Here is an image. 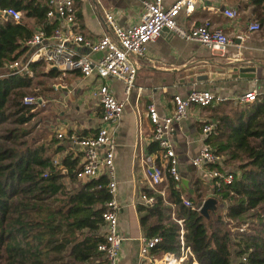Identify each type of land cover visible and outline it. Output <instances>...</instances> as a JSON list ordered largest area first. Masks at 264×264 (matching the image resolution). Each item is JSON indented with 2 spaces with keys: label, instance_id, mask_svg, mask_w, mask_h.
Returning a JSON list of instances; mask_svg holds the SVG:
<instances>
[{
  "label": "trees",
  "instance_id": "1",
  "mask_svg": "<svg viewBox=\"0 0 264 264\" xmlns=\"http://www.w3.org/2000/svg\"><path fill=\"white\" fill-rule=\"evenodd\" d=\"M252 1L256 7L264 3ZM8 6L36 15L46 34L55 25L46 18L47 6L36 10L33 0H0L2 9ZM31 35L22 21L0 24V69L28 49L25 40ZM44 65L42 60L30 62L33 75L18 69L0 71V264H99L102 212L110 198L106 176L81 180L78 157L65 155L58 167L45 143L26 137L29 130L3 127L5 122L21 125L36 114L35 104L23 103V95L42 83L40 76L60 72L45 70ZM224 116L215 120L217 132L205 138L217 152L227 154L228 161L239 160L232 180L211 190L218 203L226 202L223 211H209L208 218L199 213L207 196L200 177L194 180V195L169 178L165 196L155 194L153 206L137 204L145 236L161 237L154 249L159 255L179 254L181 226L176 220L181 219L185 245L197 264H264V100L254 104L245 120L224 127ZM252 126L256 129L250 130ZM147 148L155 151L158 145L150 142ZM182 194H188L192 207L186 206ZM247 218L249 227L239 230Z\"/></svg>",
  "mask_w": 264,
  "mask_h": 264
},
{
  "label": "crops",
  "instance_id": "2",
  "mask_svg": "<svg viewBox=\"0 0 264 264\" xmlns=\"http://www.w3.org/2000/svg\"><path fill=\"white\" fill-rule=\"evenodd\" d=\"M143 1L74 0L76 21L73 31L94 39L109 31L110 27L105 19L106 11L113 12L122 25L133 24L139 20L144 9ZM173 1L164 0L166 4ZM33 6L36 10L46 7L47 0H33ZM224 8H236L237 16L228 17L223 12ZM19 10L22 13L19 21L25 23L32 33L44 32L36 15H26L24 10ZM46 18L55 24L49 34L44 32L46 35H50L57 26L65 28L64 20L59 16L46 15ZM10 19L12 18L0 7V24ZM204 19H208L213 26L221 27L230 37V43L211 49L199 41L185 39L168 30H162L156 38L147 43L146 54L139 57L135 85L125 102L121 117L116 122L114 165L116 199L119 204L118 230L124 237L118 264L139 263L140 238L145 236L139 223L140 213L137 211L140 193L145 191L160 194L155 190L157 189L163 191L160 195L164 197L169 181V178L165 177L160 184L151 186L147 178V166L152 162L161 161V151L158 148L148 151L147 148L152 141L146 105L152 102L160 113L167 112L172 107L173 93L186 94L191 89L209 88L225 97L224 100L208 106L191 105L189 114L176 124L175 131L171 134L181 178L186 177L188 185L192 188L197 177L203 178L207 196H212V185L204 177L203 169L191 163V157L207 142L201 125L212 119H220L219 115L226 117L227 123L225 120L222 122L224 127L229 122L232 125L245 120L252 113L254 104L264 100V3L256 7L252 0H197L191 14L186 15L180 11L177 15L178 23L185 28H190ZM254 20L260 23V27L251 30L248 24ZM71 44L91 57L100 55V52L90 51L76 42ZM29 51L31 48L28 47L18 59L22 60ZM45 65V70L56 68L46 63ZM242 66H254V75L246 76L244 72H240L239 68ZM3 68L0 71H5V65ZM59 70L55 78L60 80L50 84V97L45 103L44 112L49 99L55 101L50 107L51 114L48 115L51 122L49 129L38 138L32 135L38 142L47 145L52 160L58 167L62 165V158L68 154L78 157L79 163H82L81 149L69 140L67 135L72 131L82 135L94 133L100 124L101 113L98 102L89 94L94 79L82 76L77 70ZM107 81L115 96L123 98L122 82L116 78H108ZM249 89L256 90L257 98L251 102L241 101L240 96ZM235 107L240 111H235ZM251 129L256 127L252 126ZM58 132H62L61 137L57 136ZM232 160L239 165L237 158ZM79 178L89 179L81 174ZM67 182L69 183L68 178Z\"/></svg>",
  "mask_w": 264,
  "mask_h": 264
},
{
  "label": "built area",
  "instance_id": "3",
  "mask_svg": "<svg viewBox=\"0 0 264 264\" xmlns=\"http://www.w3.org/2000/svg\"><path fill=\"white\" fill-rule=\"evenodd\" d=\"M197 0H174L166 4L164 0H144V9L137 22L122 25L113 12L106 11L105 19L110 30L97 38L86 37L73 31L76 21L74 0H47L46 15L59 16L64 20L65 28L57 26L50 35L43 31L32 33L25 40L31 48L24 60H14L5 64V71L16 67L33 75L29 67L32 61L42 60L48 66L62 70H77L84 77H91L94 83L90 85L89 94L95 98L100 106V124L97 130L88 135L69 132L67 137L78 145L82 153L80 174L85 178L97 177L104 174L107 178L106 188L110 198L104 203L102 212L104 240L97 245L102 253L99 264H118L123 235L118 230L119 204L116 199V174L114 155L116 148L115 125L121 117L125 102L135 85L136 74L139 67V57L146 54L147 43L156 38L162 29L168 30L178 36L196 40L211 49L221 48L229 44L231 39L219 26H213L208 19H204L190 28H185L177 21V15L183 11L186 15L193 12ZM13 20L19 21L22 13L19 9L8 6L2 9ZM223 12L230 18L237 16L236 8H224ZM260 23L254 20L248 24L251 30L258 29ZM76 42L83 48L93 52H100L99 56L91 57L73 47ZM108 78H116L123 84V98L113 93ZM224 96L209 88L191 89L186 94L173 93L172 107L169 111L160 113L154 103L146 105V113L151 124V141L156 142L161 151V161L152 162L146 168L147 178L151 186L160 184L165 177L177 183L181 181L178 158L174 150L171 134L176 124L189 114L191 105L208 106L224 100ZM257 98L255 89L245 91L240 100L251 102ZM23 103L45 105L46 100L38 95L25 94ZM203 136L216 133V121L209 120L201 125ZM58 137L62 132L57 133ZM224 156L217 152L208 142H205L198 152L191 157V163L203 169L204 177L211 182L212 189L220 188L222 183L230 182L234 172L223 166ZM55 164H57L54 161ZM46 174V171L43 173ZM160 194L163 191L155 189ZM156 200L154 193L142 191L140 202L146 206H153ZM186 206L192 207L187 196L182 194ZM200 206L197 208L199 210ZM180 229V252L175 254L165 252L159 255L154 249L161 241V237L142 236L140 238L138 264H197L190 246L185 245L183 239L184 229L182 220H176ZM244 227L239 230H243Z\"/></svg>",
  "mask_w": 264,
  "mask_h": 264
},
{
  "label": "rangeland",
  "instance_id": "4",
  "mask_svg": "<svg viewBox=\"0 0 264 264\" xmlns=\"http://www.w3.org/2000/svg\"><path fill=\"white\" fill-rule=\"evenodd\" d=\"M45 66L46 65L43 66L44 69H45ZM40 78L42 79V83L38 84L36 87H34V90L31 93H27V94L41 96L42 98H44L47 101V98L50 97V94L48 93V91H50V86H51L50 84H52L53 82H56L57 80H60V78L48 77V76H40ZM54 104H55V101L49 99L48 107H47L45 112H44V109H45L46 105L44 106V104L43 105L35 104V110H37V111L31 120H29L28 122L23 123L21 125L5 122L3 127L19 126L20 130L22 128H26L27 130H29V133L26 135V137L30 138L33 135V136H36V138H38L39 136L45 134L47 132L46 130L49 129V125L51 124V122H49L48 115L51 114V108L50 107L53 106ZM38 123H40V124L38 125ZM2 132H4V131H2ZM223 155L225 156V158H227V156H228L227 154H223ZM223 165L227 170H234V171L238 170V167H239L238 163L233 161L232 159H230L229 161H228V159H225L223 161ZM210 191H211V188H210ZM225 204H226L225 201H223L222 203L221 202L218 203V199H217V207H216L215 212L216 211L222 212L224 207H225ZM215 212H213V213H215ZM170 217L172 219H175L174 212H172V211L170 212ZM250 221L251 220L247 218L246 223L242 227H244V229L245 228L247 229L249 227Z\"/></svg>",
  "mask_w": 264,
  "mask_h": 264
},
{
  "label": "water",
  "instance_id": "5",
  "mask_svg": "<svg viewBox=\"0 0 264 264\" xmlns=\"http://www.w3.org/2000/svg\"><path fill=\"white\" fill-rule=\"evenodd\" d=\"M162 30H168L166 27H164ZM170 33H173L172 31L168 30ZM13 69H16V67H13ZM240 72H244L246 76H253L254 75V66H242L239 68ZM192 80V78H190ZM180 184L182 187L186 188L188 192L194 195V189L188 185V179L186 177H182ZM217 207V198L215 196H207L204 198L200 204L199 213L203 215L204 217H209V211L215 212Z\"/></svg>",
  "mask_w": 264,
  "mask_h": 264
}]
</instances>
